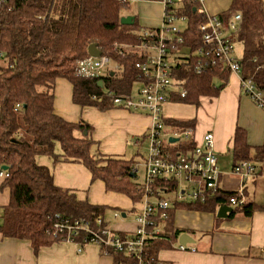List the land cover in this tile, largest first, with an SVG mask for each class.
I'll list each match as a JSON object with an SVG mask.
<instances>
[{
  "label": "trees",
  "instance_id": "1",
  "mask_svg": "<svg viewBox=\"0 0 264 264\" xmlns=\"http://www.w3.org/2000/svg\"><path fill=\"white\" fill-rule=\"evenodd\" d=\"M124 7L125 3L119 0H6L0 6V166H8L3 184L9 188V202L0 212V234L29 241L35 252L61 240L52 231L55 214L93 221L110 208L80 200L70 189L57 186L51 170L36 162L37 156H48L54 164L62 160L79 162L89 170L92 180L103 182L107 191L124 194L136 203L141 199L140 183L132 179L136 176L133 171L137 161L99 150L92 152L93 127L82 119L66 120L55 113L53 105V89L58 79L71 84L73 103L101 110L113 107L112 103L93 101L92 94L105 89L116 94H129L133 90L138 73L134 67L136 57L119 58L112 51L115 42H137L136 33L142 28L136 17L131 25L120 22ZM183 12L189 18L183 32L184 45L194 51L200 46L197 23L201 18L195 17L188 3ZM236 13L241 21L232 40L242 46L238 59L241 76H251L256 87L264 91V0H230L227 9L218 15L227 21ZM91 43L121 64V70L99 78L102 86L97 78L75 73L76 62L87 56ZM177 60L172 77L182 85L185 96L171 91L168 101L197 106L200 97L216 96L230 73L228 69H209L197 74L193 69L196 58L180 56ZM163 122L166 128L191 126L190 122L170 118ZM78 132L83 136H76ZM138 138L144 139L145 135ZM56 144L60 146V154L55 153ZM185 148L177 146L179 150ZM232 150L234 164L244 159L256 163L262 157V147L250 146L240 127L234 131ZM236 193L222 191L205 203H173L163 223V233L147 235L149 264H167L157 253L172 248L183 231L173 225L175 210L215 213L218 206L227 204ZM256 208L254 202L246 201L233 207L229 215L239 212L251 216ZM108 255L112 264H136L120 252L109 250Z\"/></svg>",
  "mask_w": 264,
  "mask_h": 264
},
{
  "label": "crops",
  "instance_id": "2",
  "mask_svg": "<svg viewBox=\"0 0 264 264\" xmlns=\"http://www.w3.org/2000/svg\"><path fill=\"white\" fill-rule=\"evenodd\" d=\"M135 1L140 2L137 8L141 10L139 26L157 28L162 16L161 1ZM229 3L230 0H206L205 7L208 13L218 14L227 9ZM111 72L114 73L111 70L108 73ZM54 88L55 113L73 122L82 119L93 127L90 133L95 141L92 152L99 150L104 154L124 157L129 142L138 147L145 140H138V137L146 135L151 126V117L147 113L116 106L101 110L95 106L76 105L72 102L71 84L65 79L56 80ZM163 117L190 122L194 128V139L198 142L206 131H211L222 189H242L245 201L254 202L257 208L251 216L237 212L226 218L217 217L216 212L177 209L173 225L183 230L180 234H189L193 242L187 243L186 249L182 250L178 248L177 240L172 248L159 250L157 257L167 264H264V109L241 95L239 74L230 72L216 96L200 97L197 106L167 101L163 105ZM237 127L244 129L250 146L262 147L261 160L255 163L257 174L243 182L232 171L233 135ZM82 134L78 132L76 136L81 137ZM54 150L56 154L61 153L58 144ZM136 155L131 158L135 159ZM36 162L47 166L54 183L70 189L78 199L109 206L103 217L115 232L127 234L135 229L134 219L130 221L128 213L134 217L140 208L139 201L136 203L124 194L107 191L103 182L92 180L89 170L79 162L62 160L54 164L45 155L37 156ZM8 202L9 188L0 177V212ZM118 212L120 215L115 218L113 214ZM0 264H112V258L102 254L100 247L92 243L80 247L74 242L59 241L35 252L29 241L5 238L0 234Z\"/></svg>",
  "mask_w": 264,
  "mask_h": 264
},
{
  "label": "built area",
  "instance_id": "3",
  "mask_svg": "<svg viewBox=\"0 0 264 264\" xmlns=\"http://www.w3.org/2000/svg\"><path fill=\"white\" fill-rule=\"evenodd\" d=\"M5 1L0 0V6ZM160 1L163 11L157 28L139 32L135 43L115 42L112 45V51L118 57H136L137 94H116L111 89H105L100 94L91 95L93 101L103 103L107 100L118 108L147 113L151 117L152 123L145 135L149 146L148 155L142 163L144 179L139 185L142 195L140 208L134 218L135 229L121 235L106 224L104 217H96L91 221L84 217L55 214L53 219L52 231L61 237L60 241L74 242L80 247L92 243L100 247L102 254L108 255L109 250L120 252L136 261V264H149L147 235L163 233V223L173 203H205L211 196L224 191L220 185L221 172L214 150V134L206 131L198 142L194 139L193 127L179 129L166 128L164 125L163 105L168 101L169 93L177 91L181 97L185 96L182 85L172 77L177 58H196L193 69L197 74L209 69H228L239 74L241 95L264 109V91L256 87L251 76H241L240 64L233 56L232 36L240 25V14H234L228 23H224L219 15L208 13L206 0ZM186 3L191 5L195 17L201 18L197 23L200 46L194 51L191 46L184 45L183 32L189 20L183 12ZM112 63V69L121 70V64L110 54L86 56L76 62L75 73L84 78H100L109 71ZM171 137L178 140L170 142ZM179 144L187 148L179 150ZM189 144L192 146L188 148ZM232 171L243 182L257 174V166L254 161L244 159L234 164ZM7 176V170L0 166V177L5 179ZM236 192L228 199L227 205L232 208L246 202L242 189ZM168 193H171V198L165 196ZM113 215L116 218L120 214ZM178 248L185 250L186 245L178 244Z\"/></svg>",
  "mask_w": 264,
  "mask_h": 264
},
{
  "label": "rangeland",
  "instance_id": "4",
  "mask_svg": "<svg viewBox=\"0 0 264 264\" xmlns=\"http://www.w3.org/2000/svg\"><path fill=\"white\" fill-rule=\"evenodd\" d=\"M121 3H125V7L121 11L122 17L127 16V15H133L134 18L136 17L137 21H138L140 18L139 14L141 13V10L139 9V11H138L137 8L140 5L138 3H140V2L135 1V0H131L130 2H121ZM216 15H218V14H216ZM224 23H226V21ZM101 54H102V52H101ZM87 55H88V53H87ZM241 55H242V46L239 42L235 41L233 43V56H234V58L239 59L241 57ZM114 60H116V59L114 58ZM113 65H114V63H112L110 65L111 69L113 68ZM138 88H139L138 83H135L133 85V95L137 94ZM53 91H55V88L53 89ZM167 130L168 129H165V131H167ZM148 146H149V142L146 139L138 147L129 142L128 146H127V154L124 156L125 159H130L133 155H135L137 153V155L135 156V159L137 161V163H136L137 164V173H136V176L132 178L137 183H141L144 179V166H143L142 162H143V159L146 158L148 155ZM168 195H167V198L172 197L171 193H168ZM108 215H109V213H107V216ZM128 218L130 221H132L135 218V215L133 217V215L131 213H128Z\"/></svg>",
  "mask_w": 264,
  "mask_h": 264
},
{
  "label": "water",
  "instance_id": "5",
  "mask_svg": "<svg viewBox=\"0 0 264 264\" xmlns=\"http://www.w3.org/2000/svg\"><path fill=\"white\" fill-rule=\"evenodd\" d=\"M133 21H134L133 15H127V16H123L120 18V22L122 24H125V25H131L133 23ZM87 53L90 56L97 57L101 54V51L98 49L96 44L91 43L87 47ZM111 75H112V73H111ZM98 83L100 86L102 85L101 80H99ZM177 140H178L177 138H172V137L169 138L170 142H176ZM1 169L7 170L8 166L2 165ZM132 174L134 175V173H132ZM231 211H232V207L228 206L227 204H222L217 208L216 216L219 218H226L230 214ZM192 242H193V239L187 233H181L178 236V243L181 245H186L187 243H192Z\"/></svg>",
  "mask_w": 264,
  "mask_h": 264
},
{
  "label": "bare ground",
  "instance_id": "6",
  "mask_svg": "<svg viewBox=\"0 0 264 264\" xmlns=\"http://www.w3.org/2000/svg\"><path fill=\"white\" fill-rule=\"evenodd\" d=\"M120 2H122L121 0H119ZM131 0H129L128 2H130ZM162 11H163V5H162ZM216 15V14H215ZM230 21V19L229 20H227L226 21V23H228ZM144 29H146V28H141L140 30H138L137 31V33L136 34H138L139 32H141L142 30H144ZM149 29H152V28H149ZM103 54H105V53H103ZM87 56H90V55H87ZM100 56V55H99ZM93 57V56H92ZM98 57V56H97ZM121 58V57H120ZM238 60V59H237ZM116 61V60H115ZM239 62V61H238ZM116 71V70H114V69H109V71ZM109 71H107V72H109ZM106 73V72H105ZM112 74H113V72H111ZM97 79H99V78H97ZM99 80H101V79H99ZM102 81V80H101ZM137 81V80H136ZM102 86V85H101ZM178 139V138H177ZM171 184V183H170ZM187 203H189V202H187Z\"/></svg>",
  "mask_w": 264,
  "mask_h": 264
}]
</instances>
